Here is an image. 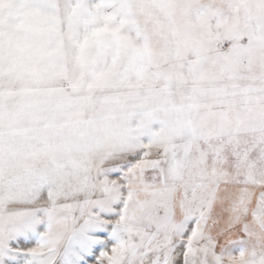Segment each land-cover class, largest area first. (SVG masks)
<instances>
[{
	"label": "snow or ice",
	"instance_id": "obj_1",
	"mask_svg": "<svg viewBox=\"0 0 264 264\" xmlns=\"http://www.w3.org/2000/svg\"><path fill=\"white\" fill-rule=\"evenodd\" d=\"M0 264H264V0H0Z\"/></svg>",
	"mask_w": 264,
	"mask_h": 264
}]
</instances>
